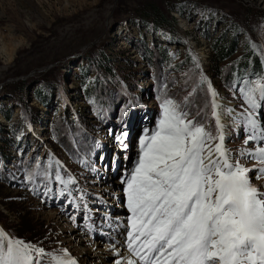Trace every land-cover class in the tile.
<instances>
[{
  "label": "rangeland",
  "instance_id": "1",
  "mask_svg": "<svg viewBox=\"0 0 264 264\" xmlns=\"http://www.w3.org/2000/svg\"><path fill=\"white\" fill-rule=\"evenodd\" d=\"M218 38L235 54L213 68ZM248 55L258 69L236 76ZM257 80L264 83V0H0V158H7L0 177L13 173L10 183L0 178V229L42 248L43 256L33 253L40 264H53L49 254L76 264H114L113 249L128 243L75 230L80 203L96 212L93 224L109 227L97 214L112 226L129 218L131 232L126 189L141 138L156 128L165 99L217 136L209 85L224 147L264 191V163L249 155L264 141L245 144L244 118L252 110L239 92ZM254 95L262 105L255 118L264 126V101ZM70 125L76 127L68 153L53 133ZM208 143L214 149L219 140ZM26 163L43 165L34 173L52 165L74 183L65 188L55 175L39 174L30 181Z\"/></svg>",
  "mask_w": 264,
  "mask_h": 264
},
{
  "label": "snow or ice",
  "instance_id": "2",
  "mask_svg": "<svg viewBox=\"0 0 264 264\" xmlns=\"http://www.w3.org/2000/svg\"><path fill=\"white\" fill-rule=\"evenodd\" d=\"M253 84L239 88L252 110L244 118L245 144L264 141V126L255 118L262 105L254 95L264 101V83ZM208 90L217 136L165 99L156 128L140 140L141 153L126 189L133 214L128 250L148 264H264V191L251 183L248 168L230 158L216 93L211 85ZM215 139L219 143L213 149L208 142ZM249 155L264 163V144ZM38 174L50 178L49 173H34L29 180ZM55 180L65 188L74 183L58 170ZM141 249H146L143 255ZM33 253L43 256L44 250L0 230V264H40ZM49 255L53 264H76Z\"/></svg>",
  "mask_w": 264,
  "mask_h": 264
},
{
  "label": "trees",
  "instance_id": "3",
  "mask_svg": "<svg viewBox=\"0 0 264 264\" xmlns=\"http://www.w3.org/2000/svg\"><path fill=\"white\" fill-rule=\"evenodd\" d=\"M213 55L211 60V64L213 68H219L221 66L222 63H224L225 61L229 60L230 58H232L235 54V51L233 50V45H225L224 44V40L223 38H218L213 46ZM162 58L165 61H171V57L170 56H166L165 54H162ZM248 59V61H246L245 63H241L239 64V66L236 68V70L234 71V74L236 76H239L241 74L242 71L249 69V67H253L254 69H258L259 63L258 61H256V59L252 56V55H248L246 57ZM252 63V65H251ZM39 96V95H38ZM40 99V97H38ZM41 100V99H40ZM134 113V112H133ZM131 117H133V115H131L128 119H130ZM75 125H70L68 128L66 126L65 128V132L64 133H58L57 131H55L53 134L54 136L58 139L59 144L61 145L62 148L66 149L68 151V153H70L72 146V135L73 132L75 130ZM7 158L5 155H2L0 158L1 163H3L4 161H6ZM40 168H43V165H40ZM25 170L26 173L28 175H33L34 172L36 170H38L36 168V164L33 163H26L25 165ZM56 168L54 166L51 165V167L48 169V172L50 174V177H53L55 175L56 172ZM13 173H5L3 175H1L4 182L6 183H10L11 181V175ZM10 177V178H9Z\"/></svg>",
  "mask_w": 264,
  "mask_h": 264
},
{
  "label": "bare ground",
  "instance_id": "4",
  "mask_svg": "<svg viewBox=\"0 0 264 264\" xmlns=\"http://www.w3.org/2000/svg\"><path fill=\"white\" fill-rule=\"evenodd\" d=\"M6 49L7 48L2 47L1 48L2 53H5V54L7 53L8 54V52H7L8 50H6ZM227 117H228L227 112H224V114L222 115V119L224 120V122L226 123V125L229 123V121L226 120ZM105 248L106 249H110L111 247L110 246H106ZM115 248H116V246H115ZM99 250H101V249H99ZM102 250H104V249H102ZM97 252L100 253L99 251H97ZM113 253H115V255H117V260L115 261L114 264H117V262H119V264H128V261L129 260L134 261V264H148L146 261L139 259V256H133L132 253L128 249H124V248L118 247L117 249H113ZM95 255H97V253H95ZM98 258L101 259V257H99V256H98Z\"/></svg>",
  "mask_w": 264,
  "mask_h": 264
},
{
  "label": "water",
  "instance_id": "5",
  "mask_svg": "<svg viewBox=\"0 0 264 264\" xmlns=\"http://www.w3.org/2000/svg\"><path fill=\"white\" fill-rule=\"evenodd\" d=\"M0 230H2V229H0Z\"/></svg>",
  "mask_w": 264,
  "mask_h": 264
}]
</instances>
